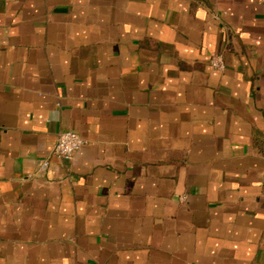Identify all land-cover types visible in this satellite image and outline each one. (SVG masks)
Segmentation results:
<instances>
[{
	"label": "crops",
	"instance_id": "0c3cea01",
	"mask_svg": "<svg viewBox=\"0 0 264 264\" xmlns=\"http://www.w3.org/2000/svg\"><path fill=\"white\" fill-rule=\"evenodd\" d=\"M0 264H264V0H0Z\"/></svg>",
	"mask_w": 264,
	"mask_h": 264
},
{
	"label": "built area",
	"instance_id": "2783aa9c",
	"mask_svg": "<svg viewBox=\"0 0 264 264\" xmlns=\"http://www.w3.org/2000/svg\"><path fill=\"white\" fill-rule=\"evenodd\" d=\"M210 63L212 67L218 70H225L226 68V61L221 54L214 55L211 58ZM85 143L86 140L78 132L67 130L59 135L53 151L56 156L65 160H70Z\"/></svg>",
	"mask_w": 264,
	"mask_h": 264
}]
</instances>
